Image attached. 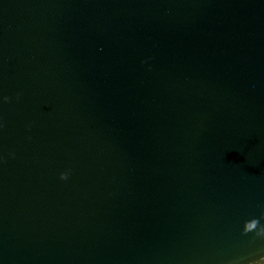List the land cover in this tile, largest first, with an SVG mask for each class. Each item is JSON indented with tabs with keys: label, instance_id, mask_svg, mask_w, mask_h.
<instances>
[{
	"label": "water",
	"instance_id": "1",
	"mask_svg": "<svg viewBox=\"0 0 264 264\" xmlns=\"http://www.w3.org/2000/svg\"><path fill=\"white\" fill-rule=\"evenodd\" d=\"M0 264H264V0H0Z\"/></svg>",
	"mask_w": 264,
	"mask_h": 264
},
{
	"label": "clouds",
	"instance_id": "2",
	"mask_svg": "<svg viewBox=\"0 0 264 264\" xmlns=\"http://www.w3.org/2000/svg\"><path fill=\"white\" fill-rule=\"evenodd\" d=\"M61 179H66V174H61Z\"/></svg>",
	"mask_w": 264,
	"mask_h": 264
}]
</instances>
